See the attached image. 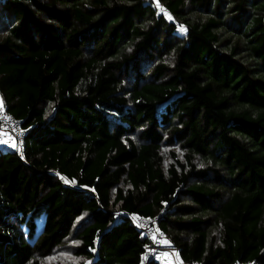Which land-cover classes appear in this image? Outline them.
I'll return each instance as SVG.
<instances>
[{
	"label": "trees",
	"instance_id": "1",
	"mask_svg": "<svg viewBox=\"0 0 264 264\" xmlns=\"http://www.w3.org/2000/svg\"><path fill=\"white\" fill-rule=\"evenodd\" d=\"M0 107V264H264V0H0Z\"/></svg>",
	"mask_w": 264,
	"mask_h": 264
},
{
	"label": "built area",
	"instance_id": "2",
	"mask_svg": "<svg viewBox=\"0 0 264 264\" xmlns=\"http://www.w3.org/2000/svg\"><path fill=\"white\" fill-rule=\"evenodd\" d=\"M0 131L5 138L12 140L14 149L20 157L24 153V132L19 123L8 116L0 107ZM133 225L141 230L148 238V248L141 258V264H150L152 259H156L160 264H180L178 250L174 246L166 245L165 236L159 230L156 220H148L136 215L131 217Z\"/></svg>",
	"mask_w": 264,
	"mask_h": 264
},
{
	"label": "crops",
	"instance_id": "3",
	"mask_svg": "<svg viewBox=\"0 0 264 264\" xmlns=\"http://www.w3.org/2000/svg\"><path fill=\"white\" fill-rule=\"evenodd\" d=\"M4 142L7 144L8 147H11L12 146V142L9 141V139L5 138L3 136V134L0 133V144H2Z\"/></svg>",
	"mask_w": 264,
	"mask_h": 264
},
{
	"label": "rangeland",
	"instance_id": "4",
	"mask_svg": "<svg viewBox=\"0 0 264 264\" xmlns=\"http://www.w3.org/2000/svg\"><path fill=\"white\" fill-rule=\"evenodd\" d=\"M41 224H42V221L41 220H38L37 221V233H39L40 232V228H41ZM36 233V234H37ZM179 259V258H178ZM180 261V260H179ZM180 264H181V262H179Z\"/></svg>",
	"mask_w": 264,
	"mask_h": 264
}]
</instances>
